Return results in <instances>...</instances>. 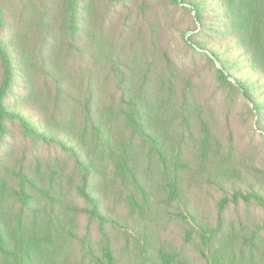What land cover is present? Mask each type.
<instances>
[{
	"label": "rangeland",
	"instance_id": "rangeland-1",
	"mask_svg": "<svg viewBox=\"0 0 264 264\" xmlns=\"http://www.w3.org/2000/svg\"><path fill=\"white\" fill-rule=\"evenodd\" d=\"M66 1L0 0V44L9 49L14 68L3 104L20 102L26 93L52 126L74 125L78 135L88 130L83 152L99 162L89 185L104 200L110 219L104 231L82 213L91 205L72 188L82 175L70 152L27 136L20 123L2 122L0 160L16 170L37 172L41 166L36 177L48 181L51 169L64 188L69 208H56L66 237L59 243L62 264H83L85 237L97 255L109 247L114 264H162L161 250L177 256L174 264H264V207L232 199L236 190L264 195V75L230 28L256 42L258 57L262 44L247 28L240 32L241 20L231 26L217 0H207L199 23L189 0H79L76 34ZM5 75L0 59V85ZM89 99L94 123L107 128L110 145H133L130 164L139 165L138 176L153 195L143 212L130 205L129 196L139 198L138 190L117 176L109 139L100 143L91 134L81 108ZM124 99L146 113L143 133L125 122ZM149 135L162 148L178 150L186 164L177 172L180 198L170 203L164 202L166 176L174 166L157 160ZM204 140L207 158L201 154ZM3 204L19 207L7 196ZM216 228L219 233L204 236Z\"/></svg>",
	"mask_w": 264,
	"mask_h": 264
},
{
	"label": "trees",
	"instance_id": "trees-1",
	"mask_svg": "<svg viewBox=\"0 0 264 264\" xmlns=\"http://www.w3.org/2000/svg\"><path fill=\"white\" fill-rule=\"evenodd\" d=\"M186 0H175L176 3ZM221 7L224 18L230 22V25H235L234 19L244 22V26L240 28V32L244 28H247L248 32L257 40V44H262L264 48V0H217ZM68 9L67 16H70L67 20L70 22L71 33L76 34V20L75 14L78 11L79 0H67ZM188 5L195 13L197 23L205 17V12L208 9L207 0H189ZM230 31L233 32L232 36L239 39L240 44L246 49L247 54L254 61L257 69L264 75V53H260V57L256 56L255 47L252 45L255 41H249L244 37L242 33H238L232 26ZM251 47V48H250ZM101 48V47H100ZM97 49L96 53H100L101 49ZM201 48V47H200ZM216 59L217 56L212 54ZM0 59L3 66L7 69V75L3 77V81L0 85V137H3V121L11 120L20 123L24 129V133L27 136L34 137L42 143L55 144L67 151L75 158L78 165V171L82 175L81 184L75 183L72 188L77 194L83 197L90 205L89 210H83L82 213H89L91 219L96 220L104 231L106 223H110V219L104 212L105 204L100 195H97L99 190L89 185V178L98 172L99 162H97L91 153H84L85 140L83 135H90L88 130L82 131L80 135L76 133V127L74 125L71 128L68 127H55L50 124L45 117L43 109L37 100H34L26 93L21 97L20 102H16L12 105L5 106L3 104L5 92L9 86V81H12V73L14 71L12 57L7 47H3L0 44ZM219 60V59H218ZM219 63V61H218ZM12 64V65H11ZM225 68V67H224ZM220 70V73L225 76L226 73ZM93 99L87 100L81 104V108L85 112L87 118V124L91 131V134L100 143H106V139H109L107 147L112 146V159H115L118 165L117 176L124 181L131 182L135 188H137L138 197L134 195L129 196V202L134 211H144V206L147 205L153 195L143 185V180L138 176L139 165L130 164L135 162V156L133 157V149L131 142H125L118 140L110 145V133L107 128L101 124H95L93 119L94 103ZM123 103V102H122ZM123 105L126 109H120L121 114L125 118V122L129 124V127L136 133L146 130L149 120L145 117V112L141 108L134 105V102L130 99H124ZM128 108V109H127ZM25 110V111H24ZM29 110V111H27ZM27 111V113H25ZM84 115V116H85ZM185 115V113H184ZM103 116V113H102ZM144 118V119H143ZM62 136L67 138L64 140ZM153 143V151L158 161L164 160L166 163H170L174 166L173 175L168 174L166 176V188L167 193L165 195L164 202L170 203L175 199L180 198V190L177 172L182 167L186 166L183 160L182 154L178 150H172L171 148H162V144L159 140L152 136H148ZM68 138L76 141L75 144L70 143L68 145ZM206 138H209V134H206ZM208 141L204 140L201 143V154L203 158H207ZM72 145H78V150ZM175 148V147H172ZM116 149V150H115ZM177 149V148H176ZM164 166L167 164H163ZM37 172H30V168L27 170L14 169L4 161L0 160V169L4 172V175L0 172V264H62L59 256V243L62 236L65 237L63 227L60 225L59 214L56 213L57 207L69 208L66 206L63 198V186L61 183L57 184L53 180V172L51 169L46 171L45 174L51 177V181L47 179H39L41 166H35ZM9 178L15 180V184L9 182ZM96 186V184H94ZM233 200L239 199L245 201L255 200L264 207V195L259 193H243L240 190L234 191ZM5 196L10 197L19 204L18 208L11 207L6 208L3 201ZM228 200L224 199L220 203V210L223 211ZM52 209L49 211V209ZM76 208V207H73ZM77 209V208H76ZM79 212V211H77ZM81 213V212H80ZM206 231V230H205ZM219 233V228L207 231L204 234L205 237H211L215 232ZM103 236V235H101ZM83 246L88 252L82 257V263L87 264H114L115 255L109 247H104L102 254L97 255L92 251V243L90 239H82ZM159 257L162 260V264H174L177 262V256L171 253H167L163 250L159 252ZM220 258V255L217 256ZM211 264V263H210Z\"/></svg>",
	"mask_w": 264,
	"mask_h": 264
}]
</instances>
